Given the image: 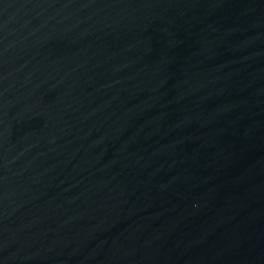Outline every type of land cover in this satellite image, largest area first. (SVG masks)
I'll return each instance as SVG.
<instances>
[{"label": "water", "instance_id": "water-1", "mask_svg": "<svg viewBox=\"0 0 264 264\" xmlns=\"http://www.w3.org/2000/svg\"><path fill=\"white\" fill-rule=\"evenodd\" d=\"M0 264H264V0H0Z\"/></svg>", "mask_w": 264, "mask_h": 264}]
</instances>
